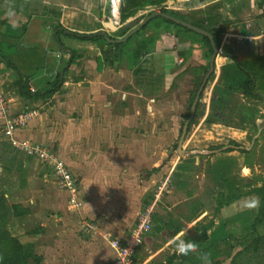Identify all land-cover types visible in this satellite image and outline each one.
Here are the masks:
<instances>
[{
  "label": "crops",
  "instance_id": "1",
  "mask_svg": "<svg viewBox=\"0 0 264 264\" xmlns=\"http://www.w3.org/2000/svg\"><path fill=\"white\" fill-rule=\"evenodd\" d=\"M27 1V13L11 10V17L5 5H0L4 10L0 20L26 25L22 38L8 40L15 47L10 57L19 71L0 56V90L8 98L12 113L34 111L15 136L50 148L66 163L78 179L81 206L68 207V192L58 186L48 165L18 152L19 159L9 174L0 167L5 180L1 192L8 185L2 194L10 204L18 203L27 209L26 214L12 219L11 233L33 246L40 264H108L114 253L106 235L121 239L131 231L137 213L150 201L162 174L161 166L155 162L161 154V137L167 135L171 141L176 135V126L166 128L161 121L177 120L182 104L177 107L176 98L173 107L169 106L172 100L161 98V92L178 85L176 97L184 93L192 75L188 65L182 64L183 58L187 53L193 57L200 49L185 48L170 33L148 27L133 35L132 48L140 58L138 64L128 65L118 48L64 34L57 36V24L66 34V30L82 34L106 30L100 11V20L95 18L96 23L83 28L77 21L68 23L71 19L64 6ZM215 1H222L224 19L233 22L227 26L223 42L240 58L264 55V17H260L264 0H209L202 7ZM2 42L6 40L0 36ZM72 51L76 56L68 66ZM65 67L61 86L52 90L55 75L63 73ZM144 101L146 112L142 109ZM261 120L257 118L256 125ZM2 130L0 123V142L5 139ZM246 134V129L239 131L242 139ZM223 148L181 147L178 152L175 147L176 162L170 174H177L183 183L178 184L173 175L171 189L153 215L159 224L171 221L182 225L178 234L172 227L147 233L135 253L139 264H147L150 259L154 264L164 261L185 235L199 231L197 222L206 203L214 204L213 209L216 205L218 190L213 188L212 169L227 161L228 175L233 177V183L236 178L237 187L241 179L253 177L258 164L254 161L253 168L245 166L239 151L251 146L240 145L231 151ZM170 154L168 150L166 156ZM17 166L22 168L20 174L15 170ZM249 196L255 195L243 196L219 212L212 209L208 222L212 220L217 225L222 219L240 214V203ZM90 225L92 229H88ZM235 226L238 230L239 222ZM165 252L167 256L162 258Z\"/></svg>",
  "mask_w": 264,
  "mask_h": 264
},
{
  "label": "trees",
  "instance_id": "2",
  "mask_svg": "<svg viewBox=\"0 0 264 264\" xmlns=\"http://www.w3.org/2000/svg\"><path fill=\"white\" fill-rule=\"evenodd\" d=\"M166 1L168 0H123V5L119 11L120 21L121 23L125 22L129 17L134 16L137 12L149 6L155 9L141 15L140 18H144L153 11H159L202 28L212 34L216 46L220 49V53L218 54L220 62V83L214 85L213 96L210 99L211 108L205 116L203 123L210 126L213 123L223 121L225 119L224 109H227L234 101L233 97L235 95L241 94L246 100H255L257 103H264V55L240 58L234 54L229 45L222 44V35L225 33L227 26L233 23L232 21L224 19V15L221 11L222 1L211 2L203 7L192 10L190 8L189 11L171 9L165 4ZM1 4L5 5V10H13L23 14L27 13L30 6L27 0H0V5ZM2 12H4V10L0 8V15ZM260 17H264V9H262ZM154 26H156V28H161L163 33H170L175 38L177 44L183 47L186 46L185 48L188 49L198 48L202 52L205 65L200 66L202 74L194 78L196 81L195 88L191 92L189 99L191 106L196 91L208 70L209 59L213 52L210 40L208 37L160 15L149 19L134 34ZM55 27L58 29L57 36L64 34L79 40L104 43L120 49V56H122L123 61L127 62L128 65L138 64L139 62L140 53L132 48V38L134 34L128 37L124 42L112 44L108 43L102 36H98L94 33L82 34L69 31L68 34H66L64 33V28H62L60 24H57ZM128 30L129 29L125 28L123 25L113 31L111 37H123ZM25 31V24L13 28L12 24L8 23L6 20H0V36L7 42L0 43V56L8 65L16 69L17 67L10 57L15 47L10 46L8 40L13 41L22 38ZM187 42H190L188 47L186 45ZM75 56V53L72 51V57L68 66ZM111 62L112 61L109 60L110 64ZM137 68H139V66ZM66 69L67 67L64 68L63 73H57L55 75V80L52 83V90L61 86ZM213 76L214 71L208 77L206 85ZM25 85L24 89L26 93L30 95L31 90ZM202 92L195 107L194 116L198 112ZM257 103L254 104L255 106H250L249 102L243 103L238 114V122L240 124L250 123L254 134L257 133L259 128V125L255 123L256 119L264 118V114H258L259 109L257 108ZM189 108L188 113L185 115V119L189 116ZM193 123L194 120L192 118L188 124L187 132L190 130ZM4 140L0 142V167L4 173L9 174L15 163L14 161L19 159V151ZM240 145H242L241 142L229 139L226 144L212 146V149L224 147L222 149L223 151H231ZM239 151L244 155L243 164L245 166L253 168L254 161L260 165H264V128H261L258 138L253 141L250 149L241 148ZM259 155L263 157L257 162V156ZM220 165L221 175L219 177L214 176L220 179L217 183L218 191L215 196L216 205L213 211L219 212L221 208L230 205L243 196L255 195L259 201L255 213L244 210L241 211L240 214L220 220L217 225H214L212 220L209 221L203 225L195 235H185L183 237L184 241L194 242L199 246L197 253H189L185 256L175 250L167 256L164 261L155 264H204V261L199 258L200 253L210 254V264H217L221 260L227 258L229 259L228 264H264V234H259L256 231V226L264 221V174L246 179V182L240 183V186L237 187L236 178L235 183H233V177L228 175L230 172L228 169V162L224 160V164ZM15 168L16 172L20 174L22 168L19 166ZM215 170V168L212 169L214 173ZM173 175L176 176L174 178H176L178 184L183 183L177 174H172V177ZM26 213V208L18 203L10 204L4 194H0V264H40L41 258L34 253L33 246L28 243H22L10 232L12 228V219ZM154 217L155 215H153L154 227L152 226L153 229H151L153 233H159L168 227L174 229V234L179 233L182 224L173 225L171 221L159 224ZM237 222H239V237L237 234L238 230H236L237 226L233 228L234 224L236 225ZM236 243L240 249L232 253Z\"/></svg>",
  "mask_w": 264,
  "mask_h": 264
},
{
  "label": "rangeland",
  "instance_id": "3",
  "mask_svg": "<svg viewBox=\"0 0 264 264\" xmlns=\"http://www.w3.org/2000/svg\"><path fill=\"white\" fill-rule=\"evenodd\" d=\"M45 2H47L50 6L52 7H62L64 6L65 9L69 12L68 15V19H71L68 23H70L72 21V23H74V21H77L78 24H80L83 28L84 27H88V26H92V23H96L94 22V19L96 18L97 20H100V18H103L104 21L107 19V17H109V6H108V0H43ZM209 0H171L170 1H166L165 4L167 6H169L171 9H176V10H182V11H189L190 8L192 9H196L198 7H202V5L205 2H208ZM248 2V1H247ZM123 5V0H121V5L120 8ZM63 7V8H64ZM119 8V11H120ZM155 9L153 7H146L143 10H140L139 12H137L134 16L129 17L125 22L120 23V27L123 25L128 24L129 22L136 20L137 18H139L141 15L146 14L148 11ZM100 11V18L98 17V12ZM75 15V16H74ZM227 29V28H226ZM226 32V31H225ZM108 33L110 35H112V31H108ZM223 36L222 35V44H226L223 42ZM233 37H231L230 43L233 44ZM191 55V56H190ZM194 56L192 57V53L191 54H186L185 57L183 58V63L182 64H187V70L190 71V75H192V79L191 81L188 83L187 90H185V88L183 89V94H177L176 97V89L178 88V85L173 86L166 92H161V98L164 96L165 97H169V100H172V102H170L169 106L173 107V101L176 102V98H178L177 100V107H180V104H182L179 112H180V117L177 120H172V119H166L164 121H161L162 126L166 127L167 126H171L174 127L176 126V135L174 137L171 138L170 141V137L169 136H165L164 138H162V146H161V154L159 155V159L156 160L155 162L157 164H159V166H161V176L159 175L157 179H163L165 178L169 173H171L173 171V164L176 162V158L174 157L175 154V147H177V142L181 133V128H182V124L185 121V115L188 113V108L190 106V94L191 92L194 90L195 88V77L199 76L202 74V70L200 69V66L205 65V61L204 58L202 57V52L200 50H196L195 54H193ZM146 65L149 62H145ZM219 57L216 60V67H215V71H214V76L213 78L207 83V85L205 86L203 92H202V97L200 99L199 102V107H198V112L197 114L193 117L194 123L191 125L190 130L188 132H186V135L184 137L183 143H182V149H189L190 147H205V146H215V145H220V144H226L227 141L229 139H234L236 141L241 142L242 145L246 146V147H250L253 144V141L258 138L257 133L254 134L253 129L251 128L250 123H246V124H240L238 122L239 120V110L240 107L243 103H248L250 104V106H253L255 103H257L255 100H246V98L244 96L240 95H235L233 97L234 101L229 105V107L227 109H224V113H225V119L221 122H216V125H206L205 123L201 122L203 116H205V113L209 112L210 110V99L213 96V92H214V85L215 84H219L220 83V69H219ZM177 87V88H176ZM183 97L181 99V97ZM184 100V101H183ZM146 101L143 102L142 105V109L144 112H146ZM255 106V105H254ZM257 108L259 109V113L258 114H264V112H262V110H264V103H257ZM202 113V114H201ZM207 115V114H206ZM262 119L261 121H259V128H264V118H260ZM204 120V119H203ZM247 131V134L245 135V137L242 139L241 136L239 135V131L241 130H245ZM261 131V130H260ZM218 143V144H216ZM170 150L172 156H166L167 151ZM164 153V154H163ZM262 155V154H261ZM257 156V162H259L260 159H262L263 156ZM170 158L172 159V163L169 162ZM169 164H168V162ZM161 164V165H160ZM258 164V163H257ZM164 165H167V167L164 168ZM177 167V166H176ZM151 168V167H150ZM221 165L217 167V169L215 170L214 175L215 176H220L221 175ZM151 173V172H150ZM254 174H252L253 176L259 175V174H264V165H260L258 164L256 166V169H254V171L252 172ZM0 175V186L3 185L2 183L5 182V180H3V176ZM160 177V178H159ZM218 177H212V180L215 184V186L213 187L214 190H218V181L220 178ZM10 181V180H8ZM11 182V181H10ZM246 182L245 179H241L240 183ZM13 184V182H11V185ZM5 185V184H4ZM8 185L6 184L4 187V190L1 192L0 190V194L5 192V188ZM151 186V185H149ZM1 188V187H0ZM213 190V189H212ZM149 191V190H148ZM208 194V193H207ZM209 196V194H208ZM256 199L258 200L257 197L255 196H249V198L245 197V199L242 200V202L240 203V208L244 211V209L249 210L252 213H255V208H251L250 202ZM9 201V200H7ZM214 204H207L205 205L201 215H199V218L201 219L199 222H197V224L199 225L197 227L196 230H200L201 227H203V225H205L206 223H208V220H210V215H212V209H213ZM256 231L259 234H264V221L261 224H258L256 226ZM12 230V229H11ZM189 232L191 230H188ZM11 232V231H10ZM153 232V231H151ZM239 233L240 230L238 229L237 234L239 237ZM12 234V233H11ZM13 235V234H12ZM239 239V238H237ZM240 249V247L238 246V244L236 243V245L233 247L232 253L237 252ZM168 252H165L164 254L161 253L162 258L167 256ZM143 257V256H141ZM138 259H135L134 262L135 264H139L138 263ZM229 259H223L221 260L219 263L217 264H228ZM147 264H154V259H150L149 262Z\"/></svg>",
  "mask_w": 264,
  "mask_h": 264
},
{
  "label": "built area",
  "instance_id": "4",
  "mask_svg": "<svg viewBox=\"0 0 264 264\" xmlns=\"http://www.w3.org/2000/svg\"><path fill=\"white\" fill-rule=\"evenodd\" d=\"M121 0H108L109 15L116 27H120L119 8ZM62 10V8H61ZM34 116V111L24 110L12 113L8 98L0 90V123L3 127V135L10 145L27 157H32L43 164L48 165L53 173L58 186L68 192V207L79 208L81 201L78 199V179L68 168L66 163L48 147L28 139H18L15 133L24 127ZM172 185V176L169 173L160 179L152 189L150 201L137 213L136 222L131 231L123 238L109 237V246L114 256L108 264H135V253L139 246L143 245L144 238L152 229V216L157 204L169 193ZM90 225L88 229H92Z\"/></svg>",
  "mask_w": 264,
  "mask_h": 264
},
{
  "label": "water",
  "instance_id": "5",
  "mask_svg": "<svg viewBox=\"0 0 264 264\" xmlns=\"http://www.w3.org/2000/svg\"><path fill=\"white\" fill-rule=\"evenodd\" d=\"M157 15L163 16L169 20H172L173 22H175L177 24H180V25H182V26H184V27H186L192 31H195L199 34H202V35L208 37V39L210 40L212 49H213V52H212L211 57L209 59L208 70L205 73V75L201 81V84L196 91V95L194 97V100H193V102L189 108V116L187 119H185V121L182 125V128H181V133H180V136H179V139L177 142V151L180 152L184 137H185L186 132H187L188 124L194 116L195 107L198 103L200 94L206 85L208 77L211 75V73L213 71H215L216 58H217L218 54L220 53V49L216 46L212 34L208 31L202 29V28L196 27L190 23L184 22L182 20H179L177 18H174L170 15L164 14V13L159 12V11H153V12L149 13L148 15H146L144 18L139 17L136 20H133V21L129 22L128 24L124 25V27L129 29V30L123 37L112 38L111 35L108 33V31L113 32V31L118 29V27H116L115 24L113 23V20L110 16L107 17V19L103 22V26L105 27L106 30H100V31L95 32L94 34H96L98 36H102L108 43L114 44V43L124 42L128 37H130L132 34H134L136 31H138L149 19H151L152 17L157 16ZM66 32L68 33L67 30H66ZM60 47H62V46L60 45ZM259 133H260V129H258V131H257V136H259Z\"/></svg>",
  "mask_w": 264,
  "mask_h": 264
},
{
  "label": "clouds",
  "instance_id": "6",
  "mask_svg": "<svg viewBox=\"0 0 264 264\" xmlns=\"http://www.w3.org/2000/svg\"><path fill=\"white\" fill-rule=\"evenodd\" d=\"M7 15L9 17L13 16L14 13L9 10ZM13 28L17 27L18 25L16 23L12 24ZM259 201L256 199H253L250 202V207L251 208H255L258 206ZM199 250V246L197 244H195L194 242H188V241H184L181 240L179 242H177L176 245V251H178L180 254L187 256L189 253H197ZM209 253H200V259H202L204 261V264H210V260H209Z\"/></svg>",
  "mask_w": 264,
  "mask_h": 264
}]
</instances>
